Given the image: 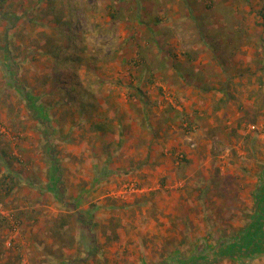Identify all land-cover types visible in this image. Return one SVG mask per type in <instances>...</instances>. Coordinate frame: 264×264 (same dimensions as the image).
Wrapping results in <instances>:
<instances>
[{"label":"rangeland","instance_id":"374dc122","mask_svg":"<svg viewBox=\"0 0 264 264\" xmlns=\"http://www.w3.org/2000/svg\"><path fill=\"white\" fill-rule=\"evenodd\" d=\"M263 174L264 0H0V264L191 257L249 227Z\"/></svg>","mask_w":264,"mask_h":264},{"label":"trees","instance_id":"16d2710c","mask_svg":"<svg viewBox=\"0 0 264 264\" xmlns=\"http://www.w3.org/2000/svg\"><path fill=\"white\" fill-rule=\"evenodd\" d=\"M62 13H56L55 19H57L58 24L62 22ZM61 31H64L66 25H60ZM70 47H75L74 44H69V46H57L54 50H50L56 59L57 68L53 70V74L56 78V87H60V90L64 92L65 95H68L72 104L78 103V100L73 97L71 94V90L76 92V87L74 83L76 80H79V75L77 71H75V66L77 65L76 61L78 58L70 51ZM64 48L66 49L65 52L67 53L65 56H62L61 52H64ZM68 49V50H67ZM70 51V52H69ZM67 83V89H63L62 84ZM62 87V88H61ZM79 100L82 99L83 95L80 94ZM89 103L90 100L88 99ZM79 108L84 111L87 109L86 104H79ZM12 178L8 179V176H5L0 180V198L8 197L15 189V180L13 177L15 175H11ZM264 181V174L261 178ZM11 180V181H10ZM261 195V196H259ZM255 198H256V210L254 212V216L251 218L252 221L249 224V227L243 230L242 232H238L234 236L230 238H226V240L220 241V244L215 247L209 246L208 242L200 245L197 250L192 254L191 257H184L182 254H176L170 257L171 263L169 264H191L192 261L202 259L201 262H205L206 259L211 258L213 260H220L226 256H230L235 254L237 260L240 263H244L245 259L241 256L245 253L242 252L245 249L243 248L244 245H250L249 247L254 246L259 241L264 240V182L259 184L256 191H255ZM228 240V242H227ZM249 264V263H246Z\"/></svg>","mask_w":264,"mask_h":264},{"label":"built area","instance_id":"2783aa9c","mask_svg":"<svg viewBox=\"0 0 264 264\" xmlns=\"http://www.w3.org/2000/svg\"><path fill=\"white\" fill-rule=\"evenodd\" d=\"M195 144H193V146H194Z\"/></svg>","mask_w":264,"mask_h":264}]
</instances>
